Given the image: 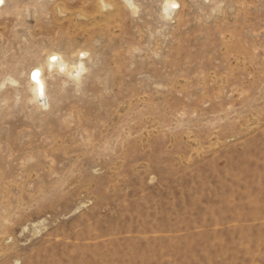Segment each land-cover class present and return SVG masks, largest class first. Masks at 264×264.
<instances>
[{"label": "rangeland", "instance_id": "rangeland-1", "mask_svg": "<svg viewBox=\"0 0 264 264\" xmlns=\"http://www.w3.org/2000/svg\"><path fill=\"white\" fill-rule=\"evenodd\" d=\"M120 1L0 2V264H264V0Z\"/></svg>", "mask_w": 264, "mask_h": 264}, {"label": "bare ground", "instance_id": "bare-ground-1", "mask_svg": "<svg viewBox=\"0 0 264 264\" xmlns=\"http://www.w3.org/2000/svg\"><path fill=\"white\" fill-rule=\"evenodd\" d=\"M3 1L4 0H0V2H3ZM123 1L130 6L133 13H136L135 11L137 9H135V7L137 6H135L133 2H131L130 0H123ZM18 5L19 3L15 2L14 7L17 8ZM105 5L106 4L104 3L102 6L104 7ZM179 6L180 4L178 0H164L162 4V8H161L163 16L171 18V14L175 12L176 8ZM109 7H111V5ZM1 13L2 11H0V14ZM81 52L83 53V55L85 54L86 56V52L84 51H81ZM76 57L77 59L71 61L68 58H66V56H63L61 53L51 51V53H49L46 58L45 64L36 63L31 68H29L30 70H29L28 81H29V89L31 93L30 100L36 101L38 105L43 108L49 103L48 95L46 92V82H45V77H44V70L49 73L54 72L58 74H63L67 77H70L71 79H74L76 82H78L80 79L81 73H83V70H84V63L81 58L82 56L78 55Z\"/></svg>", "mask_w": 264, "mask_h": 264}]
</instances>
